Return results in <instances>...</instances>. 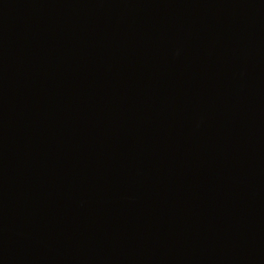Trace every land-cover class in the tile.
Listing matches in <instances>:
<instances>
[{
	"label": "water",
	"instance_id": "95a60500",
	"mask_svg": "<svg viewBox=\"0 0 264 264\" xmlns=\"http://www.w3.org/2000/svg\"><path fill=\"white\" fill-rule=\"evenodd\" d=\"M0 264H264V0H0Z\"/></svg>",
	"mask_w": 264,
	"mask_h": 264
}]
</instances>
